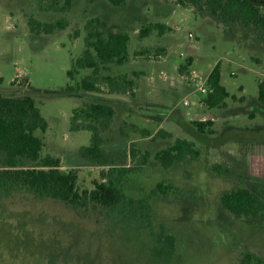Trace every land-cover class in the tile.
Instances as JSON below:
<instances>
[{
    "label": "rangeland",
    "instance_id": "374dc122",
    "mask_svg": "<svg viewBox=\"0 0 264 264\" xmlns=\"http://www.w3.org/2000/svg\"><path fill=\"white\" fill-rule=\"evenodd\" d=\"M94 18L106 22L108 32L131 35L129 62L108 65L101 76H129L135 96L62 92L71 82L74 61L85 51L86 26ZM32 19L44 24L65 19L67 27L38 34ZM153 23L167 29L141 36ZM190 58L192 65L181 72ZM218 63L231 97L226 108L214 110L216 117L221 115L215 133L202 134L192 122L210 109L189 108L184 101L204 102L207 95L182 75L196 69L207 78ZM91 72L82 70L74 84ZM0 75V97L31 94L36 100L49 123L45 132H36L44 140L42 154L75 170L81 190H94L101 171L112 167L82 155L81 149L92 144V133L72 130L73 111L84 103L109 101L116 116L103 132L104 148L116 165L137 168L125 191L151 206V223L143 227L127 215L109 217L99 205L77 209L25 190L0 191V264H239L246 252L264 258V221L236 216L221 203L225 193L241 187L264 199V105L259 101L264 29L224 23L179 0H128L123 6L75 0L59 12L41 8L38 0H0ZM148 105L163 109L148 111ZM147 129L152 136L145 137ZM178 138L194 141L201 155L166 169L154 156ZM132 149L151 154L146 166H140L139 157L132 159ZM4 163L0 155V170ZM160 182L173 186L172 192L156 195ZM160 233L176 239L170 261L155 258Z\"/></svg>",
    "mask_w": 264,
    "mask_h": 264
},
{
    "label": "trees",
    "instance_id": "16d2710c",
    "mask_svg": "<svg viewBox=\"0 0 264 264\" xmlns=\"http://www.w3.org/2000/svg\"><path fill=\"white\" fill-rule=\"evenodd\" d=\"M41 8L65 11L72 7L75 0H38ZM116 6H123L128 0H108ZM182 5L197 7L204 15L219 19L224 23H241L246 27L264 29V0H179ZM107 24L100 18L90 20L86 26L88 32L85 51L74 61L69 71L70 84L62 91L69 96H82L83 91L113 95L135 96V81L129 76H101V71L108 65H125L129 62L131 35L126 32H108ZM32 30L38 34H55L65 30L67 21L61 19L56 23L44 24L31 20ZM167 26L153 23L143 28L141 36L146 37L153 31H165ZM190 58L182 64L184 72L192 65ZM82 70H91V74L74 84L76 76ZM4 78L0 75V83ZM209 85L214 90L205 102L208 109L224 108L231 93L222 84V68L218 63L209 75ZM259 101L264 105V81L259 83ZM142 107V106H141ZM148 111L161 112L160 106L148 105ZM173 118L176 112H172ZM116 109L109 101L84 103L74 109L72 130H87L92 133V144L81 149L85 158L98 162L101 166L112 167L101 171V180L95 183L94 190H81L78 185V173L63 169L62 161L51 155L43 156L44 140L37 130L46 131L49 127L36 100L31 94L14 97H0V155L5 156L3 169L0 170V191L10 194L14 190H25L42 199H51L77 209H87L91 205L106 208L109 217L126 216L131 222H139L143 227L151 221V206L145 202L128 197L125 185L129 177L137 171L135 166H118L115 157L104 148L103 132L113 126ZM178 120H183L178 118ZM192 124L202 134H214L215 121H194ZM145 137L153 135L151 130L143 131ZM168 135L161 131L160 135ZM132 159L139 157L140 166L148 164L151 154L140 155L132 149ZM201 152L192 140L176 139L172 146L155 154L154 158L162 167L170 168L177 163L195 161ZM173 186L160 182L154 193L168 195ZM225 209L232 214L248 219L260 218L264 221V199L247 187H241L225 193L221 198ZM139 230V225L137 227ZM154 255L157 260L170 261L175 252L176 239L164 233L155 236ZM239 264H264V258L252 252L244 253Z\"/></svg>",
    "mask_w": 264,
    "mask_h": 264
},
{
    "label": "built area",
    "instance_id": "2783aa9c",
    "mask_svg": "<svg viewBox=\"0 0 264 264\" xmlns=\"http://www.w3.org/2000/svg\"><path fill=\"white\" fill-rule=\"evenodd\" d=\"M190 37H194L193 33L190 34ZM182 55H185L184 53H182ZM20 76H17L16 78H19ZM166 77H168V75L166 74ZM182 78L186 81H188V83L191 85H195L197 87V91L201 92L203 95H209L210 93H212L214 90L211 88V86L209 85V76L207 78H205L203 75L199 74L198 71L196 69L192 70L191 73L189 74H183ZM185 105L189 108L191 107H203V106H207L206 102H200V100L196 101H191L189 99H186L184 101ZM199 121H215V118L210 117L207 113L202 114L199 116Z\"/></svg>",
    "mask_w": 264,
    "mask_h": 264
},
{
    "label": "crops",
    "instance_id": "0c3cea01",
    "mask_svg": "<svg viewBox=\"0 0 264 264\" xmlns=\"http://www.w3.org/2000/svg\"><path fill=\"white\" fill-rule=\"evenodd\" d=\"M228 106V103H227V105H226V107ZM226 107H224V108H226ZM224 108H222V110L224 109ZM214 110L215 109H210V112H208L207 114L210 116V117H213V118H215V122H216V120H220L221 119V115L219 114V117L217 116L216 117V115L214 114ZM180 115H183V114H181L180 113ZM216 125V124H215Z\"/></svg>",
    "mask_w": 264,
    "mask_h": 264
}]
</instances>
